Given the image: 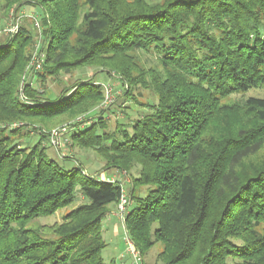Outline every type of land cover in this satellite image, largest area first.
<instances>
[{
	"label": "trees",
	"instance_id": "16d2710c",
	"mask_svg": "<svg viewBox=\"0 0 264 264\" xmlns=\"http://www.w3.org/2000/svg\"><path fill=\"white\" fill-rule=\"evenodd\" d=\"M1 2L41 17L35 34L22 26L0 40V264H106L101 223L122 186L46 159L40 132L93 111L102 85L78 79L50 98L31 82L83 68L156 98L128 127L110 132L99 118L70 139L104 170L137 168L124 227L141 262L160 243L156 264H264V99L224 102L264 86V0ZM36 36L45 59L22 99ZM136 52L156 67L141 68ZM14 122L37 126V143L20 147L28 133Z\"/></svg>",
	"mask_w": 264,
	"mask_h": 264
},
{
	"label": "rangeland",
	"instance_id": "374dc122",
	"mask_svg": "<svg viewBox=\"0 0 264 264\" xmlns=\"http://www.w3.org/2000/svg\"><path fill=\"white\" fill-rule=\"evenodd\" d=\"M146 1L156 2L160 0ZM3 10V5L0 0V40H3L9 36L12 37L18 32L17 30V32L12 36L3 35L5 34L3 30L9 27L13 22L18 26V29L19 27L23 26L30 29L33 34H35L33 24H35V21H38L39 23V19L41 17V11L39 8L25 6L21 8L17 14H15L12 9H8L7 11ZM34 41V46L36 47L37 44H39V37H34ZM132 55L135 57V62L141 68L148 69L151 67H156V60L152 54L136 52ZM28 65L26 67L28 75L23 78V81L20 85V89L22 88L21 92H23V87L26 84L27 77L29 76V70L27 69ZM32 77H30V79H32ZM78 79H93L94 81L100 83L102 85L101 88L103 91V100L97 107H95L93 111L77 116L70 122L62 123L46 131L40 129V132L46 135L45 140L41 143V147L44 148V156L46 159L54 161L63 169L78 167L87 175L103 179H114L116 183L121 184L124 193L128 196L129 190L131 188V178L132 176L136 175L137 168L132 171L131 175L116 168L104 170V162L94 150L80 149L78 147L72 146L70 140L71 135L75 132L74 130H77L78 128H86L99 118L106 123L107 130L110 132H113L119 125L128 127V125L137 119L140 114H143L149 109L147 108L146 104H152L156 102V98L150 89L143 88L142 86H137L131 89L129 95H125V90H128L127 84H122V82L118 81V79L114 77L106 76L104 72H101L96 68H83L69 75L62 74L55 80H48L45 87H41L37 82H35V80L31 82L32 86L38 91H46L47 93H51L50 98H52L62 88L65 86H71ZM249 97L264 99V86L260 88L249 89L248 91L241 94L232 95L225 99L224 102L232 104L233 102L243 101ZM19 127H22L25 132L28 133L27 136L22 137L18 141L20 147H30L37 143L40 138L38 134L39 128L37 126L25 122H14L8 126V128L12 129ZM53 131H58L60 138L62 137V140L65 138L68 139V142H66L65 145L63 144L61 148H55L50 144V137ZM118 174L124 176V182H122L121 177L118 178ZM136 192L144 197L146 195L147 189L146 187L140 188L137 186ZM78 203L79 200L75 202V205ZM68 210L69 208L58 210L51 217L39 218L36 223L41 225H51L55 222H59L62 215ZM116 214L118 219L114 217L112 219L105 217L101 223L102 237L106 243V247L102 251L104 262L106 264H156V256L161 250V244L156 243L147 252H145L142 257V262L141 259L135 261L133 259V255H131V253L128 251V237L124 227V218L121 219L118 215V203L116 204Z\"/></svg>",
	"mask_w": 264,
	"mask_h": 264
},
{
	"label": "built area",
	"instance_id": "2783aa9c",
	"mask_svg": "<svg viewBox=\"0 0 264 264\" xmlns=\"http://www.w3.org/2000/svg\"><path fill=\"white\" fill-rule=\"evenodd\" d=\"M35 26H36V28H39V24L36 21H35ZM17 30H18V26L13 22L10 24L9 27H7L5 30H3V32H5V34H3V35L4 36H6V35L12 36L17 32ZM38 48H39V44H37L36 49L32 54L31 60L29 62L28 68H27L29 70V76L27 77V81L29 80L30 76L33 73L40 71L42 69V65H43V62L45 59V53L43 51L38 50ZM27 81H26V83H27ZM21 97L23 99V93L22 92H21ZM66 142H68V139L65 138L62 140V137L60 138L58 131H53V133L50 137V144L53 147L61 148L63 144L64 145L66 144ZM105 180H107L109 182H115V180L111 179V178H107ZM128 202H129L128 196L124 193V190H122L121 196H120L119 201H118V215L121 219H123L125 217ZM127 244L129 247L128 251L131 253V255H133V259L135 261L140 259L138 252H136V250H134L133 245L128 238H127Z\"/></svg>",
	"mask_w": 264,
	"mask_h": 264
},
{
	"label": "crops",
	"instance_id": "0c3cea01",
	"mask_svg": "<svg viewBox=\"0 0 264 264\" xmlns=\"http://www.w3.org/2000/svg\"><path fill=\"white\" fill-rule=\"evenodd\" d=\"M111 173H113V172H111ZM120 177L122 179V182H124L125 181L124 176H121V174H118V178H120ZM100 179H103V178H100ZM106 217L109 218V219L110 218L112 219L113 217L118 219L117 214H116V204L110 206L109 212L107 213Z\"/></svg>",
	"mask_w": 264,
	"mask_h": 264
}]
</instances>
